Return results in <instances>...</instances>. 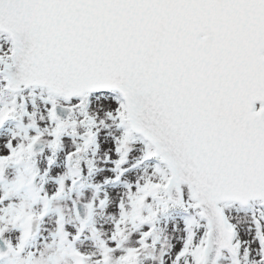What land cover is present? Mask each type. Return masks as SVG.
<instances>
[{"label": "snow or ice", "instance_id": "snow-or-ice-1", "mask_svg": "<svg viewBox=\"0 0 264 264\" xmlns=\"http://www.w3.org/2000/svg\"><path fill=\"white\" fill-rule=\"evenodd\" d=\"M0 264H264V0H0Z\"/></svg>", "mask_w": 264, "mask_h": 264}]
</instances>
